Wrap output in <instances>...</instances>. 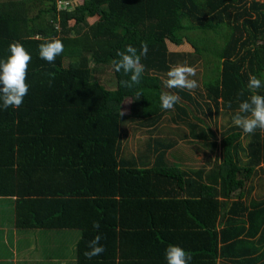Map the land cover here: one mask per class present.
<instances>
[{
	"label": "trees",
	"instance_id": "obj_1",
	"mask_svg": "<svg viewBox=\"0 0 264 264\" xmlns=\"http://www.w3.org/2000/svg\"><path fill=\"white\" fill-rule=\"evenodd\" d=\"M59 7L57 0H0V60L10 55L11 42L31 55L22 105L0 109V197L16 196L17 228L79 229L77 264H113L103 254L84 256L97 234L93 221L116 245L147 233L166 247H184L180 240L191 241L195 233L193 241L201 245L190 264H217L219 256L264 264V251L247 244L264 228V199L246 204L243 198L245 181L264 171V131L246 134L243 145L242 129L231 125L217 141L202 118L192 119L220 109L234 116L242 100L264 95V88L247 87L253 75L264 82V0H82ZM49 39L64 45L51 64L38 55L39 44ZM142 42L148 53L141 57V83L122 87L128 77L115 72L116 53L127 45L139 53ZM167 42L189 48L170 50ZM199 60L212 64L201 79L206 100L174 88L179 102L162 110L159 97L169 92L162 76L171 65ZM104 66L112 69L114 88L95 76ZM126 98L129 111L120 115ZM167 113L186 126L182 136L214 152L220 145V157L207 160L209 169L185 170L167 161L175 142L163 137H154L142 155L121 154L123 125L153 132ZM145 260L136 263L158 262L156 255Z\"/></svg>",
	"mask_w": 264,
	"mask_h": 264
},
{
	"label": "clouds",
	"instance_id": "obj_2",
	"mask_svg": "<svg viewBox=\"0 0 264 264\" xmlns=\"http://www.w3.org/2000/svg\"><path fill=\"white\" fill-rule=\"evenodd\" d=\"M80 2H78L79 4ZM82 3V2H81ZM58 10H63L60 6ZM39 57L48 62L54 63L57 56L64 51V45L59 39H49L40 43ZM10 55L5 60H0V109L19 108L24 97L28 94L29 85L26 83L27 69L31 62V55L19 42H11L9 45ZM148 53L147 42H142L139 53L132 45H127L126 50L117 51L118 59L113 61L115 72H122L128 79H122V87L133 89L141 83L144 66L141 57ZM197 70L194 66L185 64L171 65L166 73L167 79L163 81L168 89H187L189 91L199 87L195 77ZM51 75V74H49ZM250 91L264 88V82L256 76H250L247 82ZM142 93L136 92V99ZM162 110H172L179 102L180 97L169 92H162L160 97ZM231 107V102H229ZM123 115V111L120 112ZM233 124L238 126L246 134H252L257 129L264 131V95L253 94L239 103L238 111L233 116ZM9 197V196H6ZM16 198V196H14ZM14 198V199H15ZM92 227L97 234L87 242V249L84 256L87 259L100 256L104 253L105 247L100 243L102 236L99 233L100 222L93 221ZM167 264H190L192 256L183 248L176 245H169L165 252Z\"/></svg>",
	"mask_w": 264,
	"mask_h": 264
},
{
	"label": "rangeland",
	"instance_id": "obj_3",
	"mask_svg": "<svg viewBox=\"0 0 264 264\" xmlns=\"http://www.w3.org/2000/svg\"><path fill=\"white\" fill-rule=\"evenodd\" d=\"M263 1V0H259ZM74 3L82 2V0H73ZM167 46L170 50H188L187 44H182L179 46H174L173 44H170L167 42ZM212 64L207 63L206 66L204 65L203 61L199 60L196 62L193 66L197 70V74L195 77H192L193 79H196L199 87H197L194 90H191L190 92L194 94L196 98H199L200 101H205V90L203 88V83L201 82L202 76L205 74L206 69L205 67H210ZM103 71L99 70L95 73L96 78L98 81L103 84L107 88H114L115 87V77L112 72V69L110 66H104ZM164 80L167 79L166 74L162 76ZM170 93L176 94L179 96V94L174 89H168L166 88ZM199 92L203 94V96H200ZM180 97V96H179ZM129 104L130 99L126 98L122 104V111L128 112L129 111ZM171 113H167L164 115L162 121L157 125V128L153 132H149L146 128L141 127L137 125L136 123H127L122 126V128L126 131L125 135L123 132H121V154L123 156L128 155H134L138 156L139 154L142 155L146 153L147 146H153L154 137H160V138H167L170 140H174L175 145H172V147L167 151L166 153V159L169 162H173L177 164V166L185 169L190 170L194 168H199L201 166H204L205 169H209L211 167V162L207 163V160L210 159L211 161L213 158H219L220 157V145L217 147V149L212 151L207 146H204L197 140L191 139V137H184L181 134H184L186 131V126L182 123H175L170 118ZM194 117L202 118V125L210 127L212 130L215 131L217 134V141L222 137L223 131H225L229 126L234 125L233 124V116L231 114V111H225L220 109L218 113L208 114V112H205V114H202L200 112L196 113V116H192V119ZM179 128V129H178ZM244 136L241 138V143L244 145L247 142V135L244 133ZM241 162L244 163L247 160V157L244 152H240ZM209 160V161H210ZM260 167L264 170V162H261L259 164ZM238 192V191H237ZM237 192H234L232 196L234 197ZM243 198L244 202L246 204H249L252 199L260 200L264 199V171L257 169V171L245 181L244 184V190H243ZM6 209L9 210V205L6 203H3V205H0V210ZM224 210L222 211V213ZM222 222H224V218H222ZM223 223H221L222 225ZM36 230V229H32ZM66 231L74 232V229H66ZM34 233H37L35 231ZM45 237H48L46 235ZM35 238V237H34ZM33 238V244L35 246H38L41 239H34ZM63 240L66 243H71L69 240V237H64L60 239V241ZM250 244L254 245L257 249H259L260 252L264 251V228L261 232V235L258 234L254 238L250 240ZM37 255V254H35ZM43 255V254H42Z\"/></svg>",
	"mask_w": 264,
	"mask_h": 264
},
{
	"label": "crops",
	"instance_id": "obj_4",
	"mask_svg": "<svg viewBox=\"0 0 264 264\" xmlns=\"http://www.w3.org/2000/svg\"><path fill=\"white\" fill-rule=\"evenodd\" d=\"M0 198V205L7 202L10 209V211L6 209L0 210V264H77L76 245L81 235L79 229H74V232H69L66 231V229H43L42 231L40 228H17L14 224L15 197L12 195ZM127 211L130 212L132 217L134 215V217L138 218V215L133 213L132 210ZM218 227H222V225L218 224ZM35 231H37V233H34ZM46 235H48L49 238L45 237ZM158 235H160V233H158ZM64 237H69L71 243L68 244L63 240L60 241V239ZM167 237H171V240L176 239L174 234H170V236L168 235ZM194 237L195 233H193L191 241L180 240V242L185 245L184 247L189 250L187 253L191 254L192 260L194 259L193 257H195L193 254H198L196 252V247L201 245V242L193 241ZM199 237H201L200 234ZM33 238L41 239L39 244H37L38 246L33 244ZM122 239H120V242H117L116 245V243L113 244L110 236L105 237L102 235L100 243L105 247L103 256L105 255L107 259L112 260L113 264H138L136 262L141 258L143 263L146 261L145 257L153 258L155 255L158 258V260H156V262L158 261L157 264H167L165 252L168 246H164L160 241H154L147 233H144L142 238L133 237L131 239L124 237ZM250 240H248L247 244H250ZM174 245L178 246L176 243ZM184 247L181 248L186 250ZM159 254H161L160 257ZM254 254L256 255L259 253L256 251ZM109 255L112 257L109 258ZM199 259L202 261L201 257ZM195 260L198 261L197 258ZM250 263L251 262H248L246 264ZM217 264L239 263H231L226 258L219 256L217 258Z\"/></svg>",
	"mask_w": 264,
	"mask_h": 264
},
{
	"label": "built area",
	"instance_id": "obj_5",
	"mask_svg": "<svg viewBox=\"0 0 264 264\" xmlns=\"http://www.w3.org/2000/svg\"><path fill=\"white\" fill-rule=\"evenodd\" d=\"M73 0H57L59 6L68 7V4ZM74 3V2H73ZM78 4V3H75Z\"/></svg>",
	"mask_w": 264,
	"mask_h": 264
}]
</instances>
